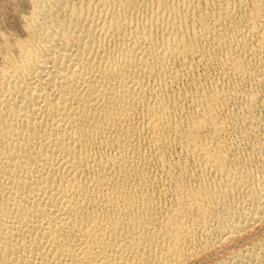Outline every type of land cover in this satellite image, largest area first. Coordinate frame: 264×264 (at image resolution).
Returning <instances> with one entry per match:
<instances>
[{
    "label": "bare ground",
    "instance_id": "1",
    "mask_svg": "<svg viewBox=\"0 0 264 264\" xmlns=\"http://www.w3.org/2000/svg\"><path fill=\"white\" fill-rule=\"evenodd\" d=\"M6 2L0 264H264V0Z\"/></svg>",
    "mask_w": 264,
    "mask_h": 264
},
{
    "label": "rangeland",
    "instance_id": "2",
    "mask_svg": "<svg viewBox=\"0 0 264 264\" xmlns=\"http://www.w3.org/2000/svg\"><path fill=\"white\" fill-rule=\"evenodd\" d=\"M6 1H8V0H0V3H1V5H0V20H2L3 21V19H5V18H7L8 16L10 17V15L11 14H13V13H11V10L9 9V3L8 2H6ZM3 3V4H2ZM7 3V4H6ZM2 6V7H1ZM10 7H12V5L10 6ZM136 7V6H135ZM3 8H7V9H4L3 10ZM10 10V11H9ZM138 10V11H137ZM2 12V13H1ZM7 12H10V14L9 13H7ZM132 13H134V14H139L140 12H142V10H141V7L139 6V9H138V5H137V7L134 9V11L132 10L131 11ZM137 12V13H136ZM141 14V13H140ZM4 15H5V17H4ZM7 16V17H6ZM2 18V19H1ZM2 21H0V29H2V30H5V24L3 25L4 27H2V24L3 23H1ZM7 29V28H6ZM1 30V31H2ZM262 99H261V101H262V103L264 104V94L262 95V97H261ZM177 148V147H176ZM177 150V149H176Z\"/></svg>",
    "mask_w": 264,
    "mask_h": 264
}]
</instances>
